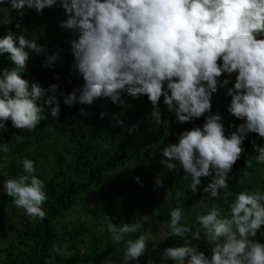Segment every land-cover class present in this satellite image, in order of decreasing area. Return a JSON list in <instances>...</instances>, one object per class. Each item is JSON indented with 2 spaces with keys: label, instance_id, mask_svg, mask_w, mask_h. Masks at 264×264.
Wrapping results in <instances>:
<instances>
[{
  "label": "clouds",
  "instance_id": "clouds-1",
  "mask_svg": "<svg viewBox=\"0 0 264 264\" xmlns=\"http://www.w3.org/2000/svg\"><path fill=\"white\" fill-rule=\"evenodd\" d=\"M140 97L157 125L167 123L164 113L176 118L155 152L168 180L182 184L168 235L188 242L163 249L162 259L264 264V186L244 183L264 177V0H0V198L45 219L33 161L6 169L12 137L19 149L90 106L115 113ZM46 138L52 146L54 137ZM192 203L202 233L180 225ZM141 227L108 231L120 243ZM151 235L129 239L125 261L139 260Z\"/></svg>",
  "mask_w": 264,
  "mask_h": 264
},
{
  "label": "trees",
  "instance_id": "trees-1",
  "mask_svg": "<svg viewBox=\"0 0 264 264\" xmlns=\"http://www.w3.org/2000/svg\"><path fill=\"white\" fill-rule=\"evenodd\" d=\"M64 55L65 50L58 52V56ZM62 62L60 58L53 65L61 67ZM51 81L56 83V78L51 77ZM64 107L60 104L61 111ZM152 109L147 97L115 113L103 114L97 106H90L86 115L58 120L51 126L52 132L30 139L19 149L12 137L10 145L15 152L6 169L17 172L21 159L33 161V175L44 183L42 209L46 206V218L32 219L18 207L10 210L9 203L0 198V264H129L124 259L126 243L145 232L152 234L146 250L130 264H173L164 261L161 252L188 242L168 235L170 211L178 207L176 189L182 184L168 180L155 151L170 140L176 118L164 113L161 120L168 118L167 123L157 125L155 118L147 115ZM73 111L63 113L72 115ZM133 125L137 127L129 131ZM48 136L54 137L52 146ZM152 173L158 181L151 179ZM161 182L163 187H157ZM244 183L261 189L264 177L249 178ZM225 202L229 205L232 200ZM145 215L147 220H142ZM197 216L192 203L180 225L202 233ZM136 222L142 227L125 234L120 243L108 231L110 224ZM186 235L190 240L192 233ZM198 242L192 241L199 246Z\"/></svg>",
  "mask_w": 264,
  "mask_h": 264
}]
</instances>
